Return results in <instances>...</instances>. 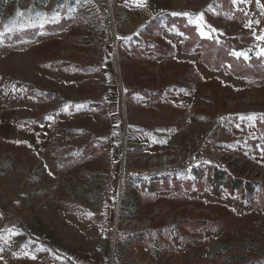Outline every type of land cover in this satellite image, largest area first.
<instances>
[{
    "label": "rangeland",
    "instance_id": "rangeland-1",
    "mask_svg": "<svg viewBox=\"0 0 264 264\" xmlns=\"http://www.w3.org/2000/svg\"><path fill=\"white\" fill-rule=\"evenodd\" d=\"M263 24L264 0H0V264H264Z\"/></svg>",
    "mask_w": 264,
    "mask_h": 264
},
{
    "label": "snow or ice",
    "instance_id": "snow-or-ice-1",
    "mask_svg": "<svg viewBox=\"0 0 264 264\" xmlns=\"http://www.w3.org/2000/svg\"><path fill=\"white\" fill-rule=\"evenodd\" d=\"M249 2V0H232L233 5H238V4H243V3H247ZM257 4H259V0H256ZM138 4L139 5H143L144 4V0H138ZM173 15H182L184 17H188L190 14L189 13H173ZM52 22H57L56 19H53ZM190 23L196 27L198 35L201 37V39H212L213 38V33H216L218 30L213 28L211 25H208L204 14L200 13L198 17H196L195 19H193L192 21H190ZM253 21H249L248 25H246L247 27H251ZM256 24H259V21H255ZM40 26H43V22H40ZM221 35H223V33H220ZM254 39L257 41H264V30H261V33L259 35H256V33H253ZM217 43H219V40H217ZM253 49H249L247 51L244 50H236L233 49L231 52V55L233 57H235L236 59H242L243 61L247 62L250 61L252 59V57L249 55L250 52H252ZM255 56L256 58H260V57H264V47H259V50L255 52ZM229 67H231L229 65ZM76 107H83L82 105H77ZM243 119V117H241ZM251 119V117H249ZM19 143V142H17ZM91 215V213H90ZM6 230L0 229V232H4ZM3 237L0 236V239H2ZM35 258V257H33Z\"/></svg>",
    "mask_w": 264,
    "mask_h": 264
},
{
    "label": "trees",
    "instance_id": "trees-1",
    "mask_svg": "<svg viewBox=\"0 0 264 264\" xmlns=\"http://www.w3.org/2000/svg\"><path fill=\"white\" fill-rule=\"evenodd\" d=\"M166 17H169L174 22L175 21L178 22L179 20H181V22H182V18H180V17L170 16L169 14H166ZM185 27H188V26H182L181 25L180 28H182L184 30ZM189 30H191L193 32V28L190 27ZM193 33H194L193 34V38L194 39H197L199 36L197 35L196 32H193ZM200 41H204V40L200 38ZM206 42H209V41L206 40ZM214 51H215V53L217 55L216 57H220V58L226 60L227 62L229 61L232 64L231 65L228 62L234 72H236V73L237 72H242L244 74H247V72H251V68L250 67H247V65L245 64L244 61H242V60H236L233 57L228 56L227 51L225 50V48H222V46L220 44L215 43V45H214ZM252 61L253 62H256L257 59L256 58L255 59H252ZM211 177L214 178V180L217 181L219 183V185L221 184V185H223L225 187H231V188H238V187H240L239 180H236V179H233V178L230 179L229 177L224 178V176L222 174H221V176H218L217 173L214 172V173H212V176ZM222 179H224V180H222Z\"/></svg>",
    "mask_w": 264,
    "mask_h": 264
},
{
    "label": "water",
    "instance_id": "water-1",
    "mask_svg": "<svg viewBox=\"0 0 264 264\" xmlns=\"http://www.w3.org/2000/svg\"><path fill=\"white\" fill-rule=\"evenodd\" d=\"M116 50V49H115ZM116 52V51H115ZM124 184V183H123ZM123 184H122V186H121V188H120V192H121V189H122V187H123ZM116 219L118 220V217L116 216ZM117 231V230H116ZM116 231H114V233H113V238L115 237V235H116ZM112 252H114V246L112 247ZM112 257H113V253H112ZM131 264H135V263H133V262H131Z\"/></svg>",
    "mask_w": 264,
    "mask_h": 264
},
{
    "label": "bare ground",
    "instance_id": "bare-ground-1",
    "mask_svg": "<svg viewBox=\"0 0 264 264\" xmlns=\"http://www.w3.org/2000/svg\"><path fill=\"white\" fill-rule=\"evenodd\" d=\"M124 102V101H123ZM124 104V103H123ZM122 108V107H121ZM34 194H37V195H40L41 194V191H38V192H34ZM116 236V235H115Z\"/></svg>",
    "mask_w": 264,
    "mask_h": 264
},
{
    "label": "crops",
    "instance_id": "crops-1",
    "mask_svg": "<svg viewBox=\"0 0 264 264\" xmlns=\"http://www.w3.org/2000/svg\"><path fill=\"white\" fill-rule=\"evenodd\" d=\"M262 30H264V24H263Z\"/></svg>",
    "mask_w": 264,
    "mask_h": 264
}]
</instances>
